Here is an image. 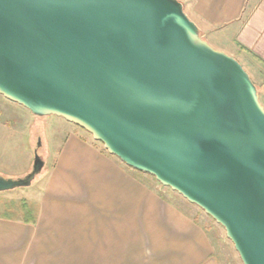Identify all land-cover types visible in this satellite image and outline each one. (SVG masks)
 Listing matches in <instances>:
<instances>
[{
	"label": "water",
	"instance_id": "water-1",
	"mask_svg": "<svg viewBox=\"0 0 264 264\" xmlns=\"http://www.w3.org/2000/svg\"><path fill=\"white\" fill-rule=\"evenodd\" d=\"M0 94L85 129L211 216L242 264H264V107L179 0H0ZM43 165L34 150L0 191Z\"/></svg>",
	"mask_w": 264,
	"mask_h": 264
},
{
	"label": "crops",
	"instance_id": "crops-1",
	"mask_svg": "<svg viewBox=\"0 0 264 264\" xmlns=\"http://www.w3.org/2000/svg\"><path fill=\"white\" fill-rule=\"evenodd\" d=\"M179 1L204 39L264 85V0ZM49 126L54 153L37 190L2 202L0 212L26 199L35 221L15 209L0 215V264H224L197 205L147 180L80 126Z\"/></svg>",
	"mask_w": 264,
	"mask_h": 264
},
{
	"label": "rangeland",
	"instance_id": "rangeland-1",
	"mask_svg": "<svg viewBox=\"0 0 264 264\" xmlns=\"http://www.w3.org/2000/svg\"><path fill=\"white\" fill-rule=\"evenodd\" d=\"M205 40L212 47L218 49V47L215 46L214 42H211L207 38H205ZM247 72L252 81H254V76L252 77L251 73L249 71ZM256 88L259 94V101L264 107L263 83H259ZM56 120L57 123L55 122ZM63 122L67 121L64 118L53 114L44 116L34 115L27 108L21 106L18 103L8 100L0 94V175L4 177L17 178L26 174L31 167V164L30 166L27 164L28 159L30 156H32L33 158L34 150H36V153L44 161L43 167L35 175L29 186L16 187L13 189L0 191V209L3 205L2 202L4 200H7L9 197L26 198L27 196L33 195V192L37 190V182L39 178L48 170L54 153L50 147V143L48 142L49 135H52L53 131V126H49V123H51V125H58V123ZM65 126H68V123H66ZM65 126L59 127L63 129L65 128ZM82 130V132H84V134L88 138L94 140L96 144L104 148L103 144L100 141L93 139L88 131H86L85 129ZM146 175L147 180H149L150 182L155 181V184L159 183L152 175ZM161 188H164L163 190H166L167 192H172L171 194H174L177 199L179 198L180 201L182 200L181 202H183L184 204H188L185 201L186 199H184L180 194L177 195L178 193L176 191H170L171 189L169 187L163 185H161ZM19 200L18 202H14L16 204H19ZM193 208L194 212H197L201 214V216H203L202 220L205 219L206 222L211 225L209 226V232L214 239V245L216 249H218L219 246V253L222 263L242 264L237 251L233 247L232 242L226 237L224 228L220 224H218L211 216L204 213L201 208L197 206ZM214 232L216 237L214 236Z\"/></svg>",
	"mask_w": 264,
	"mask_h": 264
},
{
	"label": "trees",
	"instance_id": "trees-1",
	"mask_svg": "<svg viewBox=\"0 0 264 264\" xmlns=\"http://www.w3.org/2000/svg\"><path fill=\"white\" fill-rule=\"evenodd\" d=\"M200 34V33H199ZM31 205L23 198L19 200V204H16L13 200L8 201L3 206V210L0 212V215H4L5 212H7V216H10L11 211L15 209V211H18L21 213V216L18 215L22 220L25 222H34L35 221V215H30L28 217V214L31 213ZM11 217H17L16 214L12 213Z\"/></svg>",
	"mask_w": 264,
	"mask_h": 264
}]
</instances>
